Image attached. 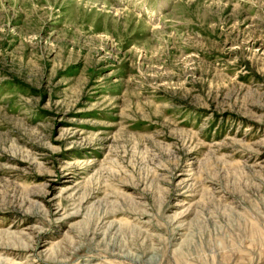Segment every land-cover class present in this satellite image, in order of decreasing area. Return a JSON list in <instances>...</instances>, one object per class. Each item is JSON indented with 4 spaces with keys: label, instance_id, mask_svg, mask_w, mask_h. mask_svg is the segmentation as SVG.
<instances>
[{
    "label": "rangeland",
    "instance_id": "374dc122",
    "mask_svg": "<svg viewBox=\"0 0 264 264\" xmlns=\"http://www.w3.org/2000/svg\"><path fill=\"white\" fill-rule=\"evenodd\" d=\"M0 264H264V0H0Z\"/></svg>",
    "mask_w": 264,
    "mask_h": 264
}]
</instances>
